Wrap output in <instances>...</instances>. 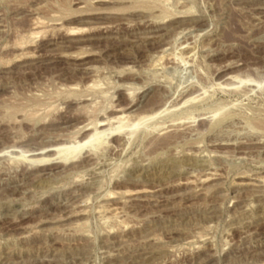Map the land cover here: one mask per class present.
I'll list each match as a JSON object with an SVG mask.
<instances>
[{
  "label": "rangeland",
  "instance_id": "rangeland-1",
  "mask_svg": "<svg viewBox=\"0 0 264 264\" xmlns=\"http://www.w3.org/2000/svg\"><path fill=\"white\" fill-rule=\"evenodd\" d=\"M0 264H264V0H0Z\"/></svg>",
  "mask_w": 264,
  "mask_h": 264
},
{
  "label": "bare ground",
  "instance_id": "bare-ground-1",
  "mask_svg": "<svg viewBox=\"0 0 264 264\" xmlns=\"http://www.w3.org/2000/svg\"><path fill=\"white\" fill-rule=\"evenodd\" d=\"M143 118V117H142ZM149 118V117H148ZM144 121H145V119H143ZM143 120H142V122H143ZM138 121H140V120H138ZM142 122H140V124L142 123ZM140 124H138V125H140ZM134 129V128H133ZM134 132V131H133ZM97 133H98V131H97ZM132 133V132H131ZM259 179V178H258ZM253 182V181H252ZM249 183V182H248ZM247 184V183H246ZM144 191H146V190H144ZM127 192V191H126ZM137 192V191H136ZM197 192V191H196ZM125 193V192H124ZM112 194V193H111ZM130 194H131V192H130ZM132 195V194H131ZM135 195V194H134ZM140 198V197H139ZM106 204V203H105ZM108 205V204H107ZM108 208V207H107ZM114 209V208H113Z\"/></svg>",
  "mask_w": 264,
  "mask_h": 264
}]
</instances>
